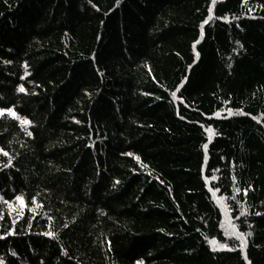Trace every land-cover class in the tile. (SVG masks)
I'll return each mask as SVG.
<instances>
[{
  "label": "trees",
  "instance_id": "trees-1",
  "mask_svg": "<svg viewBox=\"0 0 264 264\" xmlns=\"http://www.w3.org/2000/svg\"><path fill=\"white\" fill-rule=\"evenodd\" d=\"M4 108L2 264H264V0H0Z\"/></svg>",
  "mask_w": 264,
  "mask_h": 264
},
{
  "label": "snow or ice",
  "instance_id": "snow-or-ice-1",
  "mask_svg": "<svg viewBox=\"0 0 264 264\" xmlns=\"http://www.w3.org/2000/svg\"><path fill=\"white\" fill-rule=\"evenodd\" d=\"M89 2H91V0H89ZM117 3H119V0H117ZM209 12H210V13L212 12V9H211V8H209ZM204 23H207V21H205ZM5 63H10V61H6ZM22 79H23V77H22ZM17 91H18V92H24L25 89H24L22 86H18ZM5 112H7V113H12L13 115H15L14 112H13V109H12V108H4V109H0V114H3V113H5ZM23 123H29V121H27V120L25 119V120L23 121ZM27 134H28L29 136H31V133H30V132L27 133ZM204 147L207 148V144H205ZM2 151H3V150L0 149V152H2ZM4 154L7 155V153H4ZM246 194H247V190H245V195H246ZM15 199H16V200H22V197H20V196H16ZM34 200H35V198H33V201H34ZM5 203H8V201H5ZM242 214H243V213H242ZM256 214H257V215H260V213H256ZM65 227H67V225H65ZM249 227H251V225H249ZM9 234H11V233H9ZM46 235H48L49 237H53V233H51V232L46 233ZM251 235H252L251 232L237 233L238 238L241 240L242 248H243L244 246H246V241H244V236H251ZM2 238H3V237H0V239H2ZM210 243H211V244H215L216 241L213 240V241H210ZM225 248H227V245H226V244H219V245H217V247L213 248V251L220 250V249H225ZM228 250H232V249H228ZM244 258H245V260L247 261V257L245 256ZM0 264H2V262H0ZM137 264H142V261L137 262Z\"/></svg>",
  "mask_w": 264,
  "mask_h": 264
},
{
  "label": "rangeland",
  "instance_id": "rangeland-1",
  "mask_svg": "<svg viewBox=\"0 0 264 264\" xmlns=\"http://www.w3.org/2000/svg\"><path fill=\"white\" fill-rule=\"evenodd\" d=\"M228 218H229V220H228ZM229 221H232V220L230 219V217H229L228 215H226V220L224 221L225 224H223V227H224L225 229H227V227L233 228V224H232V222H229ZM231 231H232V229H231ZM233 233H234V232H233ZM227 235H228V234H227Z\"/></svg>",
  "mask_w": 264,
  "mask_h": 264
}]
</instances>
